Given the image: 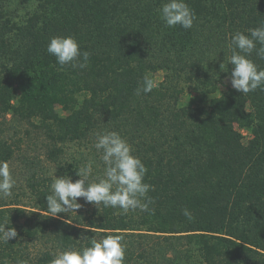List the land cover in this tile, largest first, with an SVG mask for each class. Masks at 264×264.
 <instances>
[{
    "label": "trees",
    "instance_id": "obj_1",
    "mask_svg": "<svg viewBox=\"0 0 264 264\" xmlns=\"http://www.w3.org/2000/svg\"><path fill=\"white\" fill-rule=\"evenodd\" d=\"M165 2L0 0V116L38 120L55 161L65 152L59 144L78 142L103 167L97 134L118 132L154 188L153 213L100 206L85 226L49 216V188H35L40 211L24 237L51 245L32 256L17 237L0 242V264H50L96 231L124 237L126 264H264V91L243 95L226 82L231 36L260 26L264 0H186L197 18L188 30L164 25L157 9ZM54 36H73L91 53L89 66L61 70L46 51ZM251 59L264 69L255 52ZM145 74L157 87L138 96ZM187 89L197 104L181 102ZM14 154L0 138V161ZM26 216L24 208H0L6 228ZM137 236L149 238L151 252L136 247Z\"/></svg>",
    "mask_w": 264,
    "mask_h": 264
},
{
    "label": "clouds",
    "instance_id": "obj_2",
    "mask_svg": "<svg viewBox=\"0 0 264 264\" xmlns=\"http://www.w3.org/2000/svg\"><path fill=\"white\" fill-rule=\"evenodd\" d=\"M159 17L168 28L177 26L184 30L191 29L197 19L194 11L186 0H167L159 9ZM231 55L227 58V65H231V87L247 95L257 89L264 91V69L251 59L252 54L264 60V21L260 26L249 28L245 32L236 31L231 36L228 45ZM47 53L55 57L56 63L62 70L65 66L73 69H86L89 66L91 53L81 51L78 41L73 36H54L46 49ZM220 70L228 72L223 62ZM157 87L156 82L149 74H145L135 90L136 95L148 94ZM95 149L100 153L103 163L102 177L89 182L93 172L92 162L78 168L76 175L79 179L73 182L70 175L57 177L54 174L46 196V211L51 217L60 213L77 214L82 207L78 198H83L86 203L93 204L99 209L113 208L121 210L122 214L129 212L153 213L150 206L154 199L149 192L153 186L144 182L148 172L142 160L133 154L131 145L118 132L108 131L97 134ZM16 184L9 164L0 161V200L12 197ZM182 215L188 220L193 215L188 208L182 210ZM0 224V242L8 243L11 238L17 237L15 228ZM88 240V246L76 248L75 245L67 250L54 254L50 264H125L126 245L122 243L124 237L119 234H109L102 238L81 235L80 239Z\"/></svg>",
    "mask_w": 264,
    "mask_h": 264
},
{
    "label": "rangeland",
    "instance_id": "obj_3",
    "mask_svg": "<svg viewBox=\"0 0 264 264\" xmlns=\"http://www.w3.org/2000/svg\"><path fill=\"white\" fill-rule=\"evenodd\" d=\"M155 77L159 81L162 80L163 72L157 73ZM226 82L231 84L230 76ZM181 102L184 104H197L198 95L196 91L187 89L182 95ZM38 123V120L30 123L14 115H8L7 118L0 116V138L12 143L15 148L14 157L6 162H8L10 172L16 180V184L12 189V197L7 200H0V208L20 207L26 210L27 216L20 218L16 222L17 226L15 230L18 235L17 241H21L18 246L20 245L21 248L26 249L32 256L37 255L40 251L51 245L50 241L44 237L33 239L24 237V224L33 223L35 221L32 220V217H34L33 211H40L34 189L50 188L54 174L57 177L68 174L72 177L73 182H75L76 179H79L75 168L84 167L92 162V160L95 161L94 154H91L90 149L85 144L78 142L59 144V146L64 148L65 152L59 158V161L51 159L48 154L51 141L44 130L36 126ZM243 132L246 136L249 135L247 130H243ZM94 163L98 162L95 161ZM94 163H92L93 172L89 177L90 182L97 180V177L103 174V167L98 164L94 165ZM78 203H81L82 207L77 210V214L70 213L68 215L60 213L58 216L63 215L71 220L78 219L84 226L88 225L92 216L91 214L96 207L93 204L86 203L83 198H78ZM143 232L145 233V231ZM83 235L97 239L103 237L97 231L94 233L87 232ZM135 238V244L136 247H140L139 250L146 249L147 252L152 251V247L149 246L152 242L149 241V238L138 236ZM86 241L85 239L80 240L82 247H86ZM77 248L79 249V245H77ZM131 264H135V262H131Z\"/></svg>",
    "mask_w": 264,
    "mask_h": 264
}]
</instances>
